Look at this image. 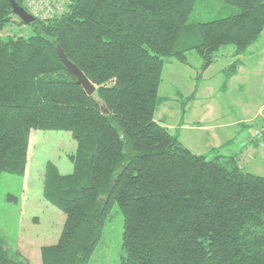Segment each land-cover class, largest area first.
Segmentation results:
<instances>
[{
  "label": "trees",
  "instance_id": "obj_1",
  "mask_svg": "<svg viewBox=\"0 0 264 264\" xmlns=\"http://www.w3.org/2000/svg\"><path fill=\"white\" fill-rule=\"evenodd\" d=\"M219 1L237 11L194 24L196 0H68L36 16L35 34L0 35V176L24 175L33 129L67 130L76 141L70 172L45 165L42 195L65 221L57 242L40 247L42 264H88L114 204L120 264H264V176L234 155L192 152L154 118L165 59L188 64L194 50L203 71L233 44L230 76L263 31L264 0ZM12 15L0 0V32ZM10 250L0 234V264H31Z\"/></svg>",
  "mask_w": 264,
  "mask_h": 264
},
{
  "label": "rangeland",
  "instance_id": "obj_2",
  "mask_svg": "<svg viewBox=\"0 0 264 264\" xmlns=\"http://www.w3.org/2000/svg\"><path fill=\"white\" fill-rule=\"evenodd\" d=\"M236 11L235 7L226 5L219 0H196L188 23L195 24L197 22L209 21ZM33 34H35L33 25L30 23H20L19 17L14 14L11 17V21L0 32V35L4 39L18 36L28 37ZM191 40H193V37ZM263 46L264 28L256 42L248 47L247 53L241 55L245 62L246 60L248 61L249 66L256 65L260 68L259 72L263 76L258 81L263 78L262 88L244 86L240 90L237 83L239 82L238 79L232 86H229L227 93L219 89L222 79H224L220 75L221 72L219 73V70L232 62L233 58L229 51L231 48H234V45L226 44L220 46L216 52L213 67L211 66L212 68L210 67L207 73L210 77L208 82L212 86L211 93L213 96L210 95L209 103L205 96L207 90L204 86L206 84L204 78L198 79L199 86L197 87L199 89L197 90L195 85L193 86V90L197 91V96L202 100L204 108H200L198 104L190 102L189 104H193L194 109L187 113L186 117L188 121L192 117L204 119L203 115H207L209 111L212 112L211 108L214 104L218 105V112L221 113L222 119L227 120L228 123L233 118L238 119L241 116L243 118L252 117L261 103L264 102V62H257L258 58L260 59L264 56ZM251 50H254V52L248 54ZM186 54L189 60V64L187 65L174 58L165 59L158 87L159 95L170 97L173 95L174 90L178 89L181 90L183 95H186L192 89L191 74L197 72V77L201 75V71L199 70L201 59L194 50H190ZM252 58H254V63L250 61ZM207 103L210 104L209 107L205 106ZM231 104L235 106L231 107ZM169 108L170 113H168ZM177 111L178 105L169 99L167 103L163 102L157 106L154 118L157 121L159 117L165 115L164 121L175 120L179 117ZM190 114L192 115L190 116ZM263 122L264 119L260 122L253 121L250 129L246 128L244 130L242 136H244L245 143L250 140L249 134H252L253 128L261 125ZM192 131L187 134L188 138L182 139L185 146L192 152H196L197 148L206 147L208 144H205L202 140L199 130L193 129ZM222 131L225 135L229 131V128L226 127ZM32 133L35 138L34 146L30 151L32 167L27 173L26 178L23 180L22 176L6 172L0 176V234L11 247V252H14L16 242L19 243L24 238V243L26 241L30 243L31 249L29 251L31 252L28 257L31 264H42L39 249L38 251L36 250L37 252L34 249H36L37 244L45 240V236L47 237L48 234L47 242L43 243H51L55 239L58 240L65 221V214L61 209L52 205L43 197L40 191L42 185L41 176L44 174L45 165L48 161L54 163L61 173L70 172L72 170V162L68 158V154L75 151L76 141L72 137L71 132L67 130L33 129ZM257 150L263 151L260 148H257ZM243 167L245 171L264 176V159L257 158L251 160L247 164H244ZM9 195L15 199H9ZM24 195L27 197L25 203L21 199ZM32 212L34 213L31 214ZM122 230L123 217L117 204H114L105 221L102 235L88 264H120V258L124 254L122 249ZM27 238H29V241Z\"/></svg>",
  "mask_w": 264,
  "mask_h": 264
},
{
  "label": "crops",
  "instance_id": "obj_3",
  "mask_svg": "<svg viewBox=\"0 0 264 264\" xmlns=\"http://www.w3.org/2000/svg\"><path fill=\"white\" fill-rule=\"evenodd\" d=\"M233 50H234V48H231V50L229 52H230L231 57L234 59V57L232 56ZM262 50H264V46H263ZM252 52H254V50L249 51L248 54H252ZM245 53H247V50L245 51ZM245 53H243V54H245ZM239 59H240V62H239V65L237 66L234 74H232L230 76H228L226 74L225 70L230 63L227 64L226 66L222 67L219 70V73L221 72L220 75L224 78V79H222V83H221L219 89L222 90L223 92L227 93V91L229 90V86L230 85L232 86L233 83L235 81L237 82L238 79H239V82H237V83L239 84L238 88L240 90H242V88H244V86H247V87L248 86H255V87L262 88L263 78L260 81H258L263 76L259 72L260 68H258V66H256V65L255 66L253 65L252 67L249 66L247 63L248 61L246 60V62H245L244 58H242L241 55L239 56ZM253 59L254 58L250 59V61L252 63L255 62ZM257 62L263 63L264 62V56H262L260 59L258 58ZM212 65H213V63L211 65H209L203 71L200 70V66H199V70L201 71V75L198 77H197V72L191 74L192 89L189 90L188 91L189 93H187L186 95H183L181 93L180 89L174 90L173 95L170 97H167L166 95L165 96L160 95L161 97H163V100L161 101L160 104H162L163 102L167 103L169 101V99H171L174 102V104L178 105L177 113L179 114V117H178V119L176 118L175 120L164 121L163 118H166V116L164 115L162 117H159V120H157V122L160 123L161 125H163L164 127H166L171 133L176 134L178 136L179 140L183 144H184V142H183L182 138H188L187 134L190 133V131H192L193 129L199 130L201 137H202V140L204 141L205 144H208V145H206V147L197 148L195 150L196 152H194V153L205 154V155H207V157H211V156L215 155L216 153H219L222 155H234L237 158L239 166L242 167V169H244L243 166H244V164H247V162H250L251 160H255L257 158L264 159V146H263L264 145L263 144L264 139L261 140L258 137H254L253 134L250 133L249 134L250 140L245 143L244 142V136H242L244 133V130L246 128L250 129V125L253 121L260 122V121H262V119H264V102L261 103V105L259 106V108L257 109V111L255 112V114L252 117H250V118L244 117L243 118L241 116L238 119L233 118V120H231L229 123L227 122V120L222 119L221 113L218 112V105L217 104L212 105V108H211L212 112L209 111L207 113V115H203L204 119H198L196 117H192L191 120L188 121V119L186 117L187 113L194 109V106H192L193 104H189L190 102L198 104L200 106V108H204L203 104H202V100H200L199 97L197 96V91L195 89L193 90V86L196 85L195 88L197 86H199V80L198 79H200V78H204V82L206 83L204 86L207 90L205 93L206 94L205 96H206L207 101L210 103V100H209L210 95L211 96H213V95L211 93L212 86L208 82L210 80V77L208 76L207 73L210 70L209 68ZM198 89H199V87H197V90ZM189 95H192L193 97H192V99L186 101L185 99ZM209 103L205 104V106L209 107L210 106ZM187 104H189V105H187ZM234 106H235L234 104H231V107H234ZM166 108H168V107H166ZM168 113H170V108L168 110ZM191 115L192 114H190V116ZM164 122H167V123H164ZM226 127L229 128V131L227 133H225V135H224L222 130ZM32 131L33 130L30 131V135H29L25 171H24V175L22 176L23 180L26 178L27 173L29 172L30 168L32 167V162L30 159V151H31L32 147L34 146V142H35V138H34ZM204 131H206V132L204 133ZM196 140H197V138H196ZM261 142L263 145L261 144ZM257 148H260L263 151L257 150ZM243 162H244V164H243ZM41 178L43 179V176H41ZM41 183H42V181H41ZM40 191L42 193V185H41ZM21 199H22V202L25 203V201L27 200V197L24 195V196H22ZM33 213L34 212H32L31 214H33ZM34 217H36V216H34ZM48 236H49V234L47 235V237L45 236V240L43 242H47L46 239L48 238ZM23 239H22V241H19V243L16 242L15 247H14V251H18L23 257H25L29 260L28 255L31 252V251H29L31 249V247L29 246L30 243L27 241H26V243H24ZM27 240L29 241V238H27ZM55 241L57 242V239H55ZM55 241H51V243H43V242L39 243V244H37V247H36V249H34V251L37 252L39 249V253H40V247L42 245L54 244V243H56ZM5 243H6V246L10 249L11 247L8 245V243L6 241H5Z\"/></svg>",
  "mask_w": 264,
  "mask_h": 264
},
{
  "label": "water",
  "instance_id": "obj_4",
  "mask_svg": "<svg viewBox=\"0 0 264 264\" xmlns=\"http://www.w3.org/2000/svg\"><path fill=\"white\" fill-rule=\"evenodd\" d=\"M14 15L18 16L19 19L25 23H31L35 21L36 17L29 13L23 6L18 4L15 0H9ZM57 52L60 57L62 64L70 71L73 75L76 76V82L80 84L87 95L93 94L95 91L94 84L86 77V75L81 71L73 62H71L63 50L57 46Z\"/></svg>",
  "mask_w": 264,
  "mask_h": 264
},
{
  "label": "built area",
  "instance_id": "obj_5",
  "mask_svg": "<svg viewBox=\"0 0 264 264\" xmlns=\"http://www.w3.org/2000/svg\"><path fill=\"white\" fill-rule=\"evenodd\" d=\"M67 2L68 0H25V5L26 10L35 17L45 18L63 11ZM252 133L255 137L264 138V122L255 126Z\"/></svg>",
  "mask_w": 264,
  "mask_h": 264
}]
</instances>
